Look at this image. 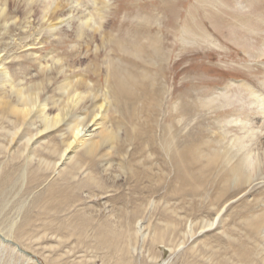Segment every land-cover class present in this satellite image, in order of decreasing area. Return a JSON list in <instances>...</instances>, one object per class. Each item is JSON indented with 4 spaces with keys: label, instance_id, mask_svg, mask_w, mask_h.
Masks as SVG:
<instances>
[{
    "label": "rangeland",
    "instance_id": "obj_1",
    "mask_svg": "<svg viewBox=\"0 0 264 264\" xmlns=\"http://www.w3.org/2000/svg\"><path fill=\"white\" fill-rule=\"evenodd\" d=\"M96 3L104 12L106 27L99 33L106 37V49L95 51V43L76 40L68 31L31 50L37 54L24 55L23 70L15 66L17 59L8 61L13 78L24 83L26 73H53L42 82L39 96L49 117L55 114L53 105L63 101L65 78L91 77L95 83L99 75L101 87L108 78L122 83L123 96L108 111L110 140L95 130L71 145L70 159H62L53 172L40 159L73 140L66 125L70 117L47 131L40 108L21 120L11 108L22 107L5 90L0 74V126L12 131L13 120L21 124L20 133L42 131L22 158L25 136L11 143L0 138L6 145L0 151V234L11 243H0V264H264V173L252 175L248 185L227 183L222 162L230 141L245 134L240 123L257 133L252 148L264 143V119L249 89L264 94V0ZM91 4L83 3L85 9ZM38 17L30 19L28 34L44 28ZM19 27L4 42L19 39ZM4 42L0 56L14 53ZM49 52L64 59L69 67L64 73L57 74L50 63L44 68L42 58ZM94 113L87 104L86 123L92 124ZM171 147L178 152L176 182ZM33 148L38 156L29 160ZM133 156L135 161L128 162ZM75 162L81 165L80 177H64ZM105 162L122 168L105 175ZM142 168L153 179L138 180ZM91 175L94 183L86 184ZM175 185L177 195L171 192ZM143 199L162 200L169 208L140 207ZM104 224H117L128 238L109 247L98 238Z\"/></svg>",
    "mask_w": 264,
    "mask_h": 264
},
{
    "label": "bare ground",
    "instance_id": "obj_2",
    "mask_svg": "<svg viewBox=\"0 0 264 264\" xmlns=\"http://www.w3.org/2000/svg\"><path fill=\"white\" fill-rule=\"evenodd\" d=\"M88 1L89 0H60L59 2H56L55 0H0V32H3L1 34L0 42L10 40V38L13 37L18 25L23 30L22 32L18 33L20 37L19 39H17L18 41L12 40L11 43L4 42L5 45H8L10 48L13 47L11 50H9V52L14 53L7 55L6 51V54L0 56V74L1 77L4 78V88L5 90L7 89V93L12 96L14 100H16V106L18 105L22 107V109L17 110L16 107L13 106V108H11V111L14 110L12 114L22 115L20 119L23 120L29 113L32 112L33 109L40 108V111L42 113L41 116L43 118V131L55 128L56 126L64 122L67 119V116L70 117L66 125L69 126L68 130L71 135V139L73 140L68 143L67 146L63 145L62 147H55L53 150H48L47 156L43 159H40L42 164L47 167H51L53 172L56 171V168L58 169L57 166L62 159L66 161L70 159L68 158L66 153L70 149L71 145H73L75 142L77 145L81 144L80 140L83 137H91V133L95 130H102L106 135L109 136L108 139H111L112 135L110 134L109 130L111 128L110 124L112 122L110 120L108 111L113 108V100H115L116 102H120L121 95L123 93V84L120 82L116 84L109 80L110 78H108L105 82V87H101L102 78H100L101 76L99 75L95 83L91 81V77L87 78L78 76L65 78L61 87V98L63 101L61 104L58 102L53 105L55 114L49 117V115H46L44 113L47 107V102L41 100L39 96L40 92L44 91L42 82H45V80H50L53 76V73H49V71H47L45 74V70H42L40 74H43L44 77L42 75H39V73L36 77H33L31 76V74L26 73V83H24L21 79L13 78L10 70L11 62H9L8 60L17 59L15 66H18L20 70H23L22 67L26 64L24 62L25 60L23 59L27 58L24 55H27V53L31 52L32 54H37L36 52L31 50L36 49V46L43 48V46L46 45L47 42L55 40L60 33H65L68 31L73 33L76 40H82L85 43H95V51H100L99 48L106 49L108 43L106 42V37L102 35V32L99 33L100 30L106 27L104 24V12L97 7L96 0H91V7L85 9L83 3L86 4ZM62 2L65 3L63 4ZM36 16H39L38 18L40 19V21L44 23V28H40L42 30L36 29V33L34 35L28 34L33 31H31L30 29V19H33V17ZM17 19L18 22L16 23ZM97 33H99L100 36V44H98L97 42ZM27 39L29 40V42H27ZM1 45H3V43H0V46ZM19 50H21L22 52H20ZM3 51L4 50H0V54ZM18 51L19 53H17ZM111 57V55H108L107 57L105 76H108L110 68L109 62ZM42 59L44 60L43 62L45 69H47L46 66L50 63V65L53 66V71H55L57 74H62L67 70L66 68L68 66L64 59H62L61 57H57V55H55L54 53H46ZM40 76H42V81L37 82L36 85V83L34 82H36L40 78ZM249 89L254 102L258 103V112L260 113L259 115L264 119V94L259 93L254 89ZM87 104H91V106L93 105L95 109V113L92 116L91 125L86 123V116L82 115V112L86 109ZM9 123L12 126V131H6L4 127L0 126V138H9V142L11 143L16 138H19L21 140L25 136L26 139L22 143V146L24 148L23 153H18V156L19 158L27 156L31 147L30 143H32V141L34 140L33 137L40 135L42 131H38V133L33 134L32 130L28 129L24 131L23 134V132L20 133V123L13 120H10ZM240 124L242 125L241 128L242 130H244L245 134H243V137L240 136L241 138L232 139L230 141V149H235L236 147L238 148V150L235 149V151H238L239 153L242 152V154L241 156L239 155V160L234 162L236 152L230 153L232 151H230L229 149L227 150L228 152L224 153L222 162L225 168H227V174L225 173L227 183L229 181H237L248 185L250 184L252 175L257 173H264V143L257 145L255 144V147L252 148L250 144H253L251 142L256 140L255 138L257 133L255 132V130L247 128V124ZM92 127L94 129L90 130ZM175 133L176 132L173 133V137L175 136ZM169 145L171 146V144ZM171 148L172 152L168 151L170 158L169 163L173 173L175 174L174 182H176V179L179 178L178 152L177 149L173 147ZM1 150H6V145H2L0 143V151ZM35 151L36 150L33 148L30 153L29 160L37 159L36 156H38V154L35 153ZM51 158L58 159V163H49L48 160H50ZM133 159L134 156L128 162H134L135 160ZM210 163L214 164L215 160L210 161ZM104 165L105 167L103 169V173L105 175L112 176V172H114V169L119 171L122 168L121 163L117 164L116 166V164L114 165L111 162H105ZM214 170L216 171V168ZM63 172H65V170L60 171V174ZM81 172V165L79 164V162H75L72 168L64 174V177L70 178L73 176L74 179L77 175H79L80 177V175L82 174ZM139 174L141 175V177H139L138 180L142 179L143 182L148 181V179H153L152 174L145 172V169L143 168ZM112 178L113 181H115L117 179V176L114 175ZM94 179L95 178L93 175L89 176V178H87L86 180V184L94 183ZM155 192L156 194H158V188L153 190V193ZM171 192L177 195L178 188L176 185L172 188ZM144 203H146L145 206L152 205L157 210L169 208L165 207L166 202L162 200L147 201L146 199H143L139 203V206L142 207ZM262 222L258 224V227L262 225ZM88 224V220L82 223V229ZM117 226V224H114L113 226H111V228H109V225L104 224L101 227V231L98 232L99 240L109 245V247L115 248V244L121 241V239H127L128 236L126 234H123L122 231H117V229H119V227ZM258 227L255 226V228ZM10 232L12 233V231ZM20 234L22 235L21 232ZM95 237L97 238V229ZM5 242L11 244L9 240L6 241V239L3 238L0 234V243L5 244ZM19 247L20 246L17 245V247H13V250L18 249ZM21 254L23 255V253Z\"/></svg>",
    "mask_w": 264,
    "mask_h": 264
},
{
    "label": "water",
    "instance_id": "obj_3",
    "mask_svg": "<svg viewBox=\"0 0 264 264\" xmlns=\"http://www.w3.org/2000/svg\"><path fill=\"white\" fill-rule=\"evenodd\" d=\"M6 241H8V240H6Z\"/></svg>",
    "mask_w": 264,
    "mask_h": 264
}]
</instances>
